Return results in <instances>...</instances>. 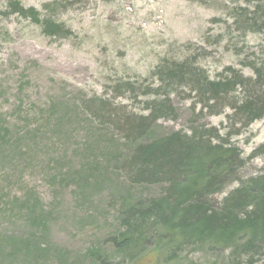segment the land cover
Wrapping results in <instances>:
<instances>
[{
	"label": "rangeland",
	"instance_id": "obj_1",
	"mask_svg": "<svg viewBox=\"0 0 264 264\" xmlns=\"http://www.w3.org/2000/svg\"><path fill=\"white\" fill-rule=\"evenodd\" d=\"M9 1L0 0V264H97L87 250L113 252L107 238L117 230V212L160 193L162 185L129 182L122 169L129 146L112 121L91 113L90 100H108V111L126 118L168 99L173 115H160L149 137L190 134L203 124L245 159L264 143V116L242 127L230 106L213 112L190 86L172 83L158 91L174 62L210 78L228 76V68L244 77L264 70V30L250 21L253 2L64 0L66 7L49 12L43 4L52 0H17L70 30L47 36L11 12ZM255 15L264 16V9ZM246 90L237 87L233 101ZM261 172L264 155L241 174ZM213 263L228 264L190 250L167 260L165 249L150 248L127 264ZM255 264H264V255Z\"/></svg>",
	"mask_w": 264,
	"mask_h": 264
},
{
	"label": "trees",
	"instance_id": "obj_2",
	"mask_svg": "<svg viewBox=\"0 0 264 264\" xmlns=\"http://www.w3.org/2000/svg\"><path fill=\"white\" fill-rule=\"evenodd\" d=\"M63 1L46 2L43 9L50 12L59 5L66 7ZM247 2L254 3L250 21L256 31L264 30V16L255 15L264 9V0ZM8 8L39 25L47 36L70 33L50 14L42 17L40 11L17 0L9 1ZM188 64L174 62L175 68L164 70L158 91L172 83L190 86L198 101L213 112L230 106L233 122L242 127L264 116V70L253 68L255 77H244L228 68V76L210 78L206 71ZM237 87L247 90L242 99L234 102L231 95ZM89 104L94 116L112 121L123 134L129 149L122 169L129 182L162 185L159 194L140 197L117 212V230L107 238L113 252L89 248L87 254L94 262L127 264L150 248L165 249L167 260H177L190 250L202 251L214 262L225 259L228 264H255L259 255H264V172L245 177L241 174L248 161L264 155V143L245 159L235 144L203 124L194 126L190 134L173 130L149 137L160 115H173L166 98L153 101L147 114L127 113L126 118L108 111L106 104L112 106L108 100L93 99ZM234 183L236 186L219 202L213 201L215 194ZM113 253L121 257L113 258Z\"/></svg>",
	"mask_w": 264,
	"mask_h": 264
}]
</instances>
